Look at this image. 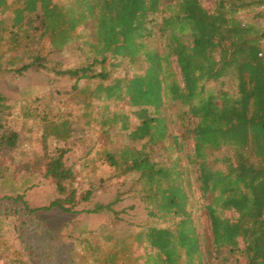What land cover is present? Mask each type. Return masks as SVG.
<instances>
[{"label":"trees","instance_id":"trees-1","mask_svg":"<svg viewBox=\"0 0 264 264\" xmlns=\"http://www.w3.org/2000/svg\"><path fill=\"white\" fill-rule=\"evenodd\" d=\"M212 1L0 0V72L46 70L49 53L78 43L85 60L52 71L74 78L71 92L88 121L102 130L119 124L129 140L100 146L96 160L113 177L137 174L148 214L168 222L123 232L104 226V242L79 238L80 259L68 264H264V29L247 20L255 8L253 18L264 16V0ZM51 99L17 103L22 117L38 120L39 164L58 192L43 208L116 214L115 201L76 208L69 148L46 152L49 136L72 141L71 120L60 108L53 113ZM113 102L127 111L111 110ZM15 104L0 94V145L9 148L19 138L8 115ZM10 167L0 164V187L33 213L20 193L27 180L13 183ZM16 254L11 262L41 264Z\"/></svg>","mask_w":264,"mask_h":264},{"label":"rangeland","instance_id":"rangeland-1","mask_svg":"<svg viewBox=\"0 0 264 264\" xmlns=\"http://www.w3.org/2000/svg\"><path fill=\"white\" fill-rule=\"evenodd\" d=\"M203 2L208 8L213 4L212 0H203ZM258 10L255 8L248 13L247 20L253 22L256 27L264 29V16L257 19L252 17ZM8 16L10 17L9 13L1 15L2 18ZM77 44L68 45L59 52L49 53L46 70L29 69L21 75L14 71L0 72V94L6 97L8 103L16 102L8 115L12 126L19 133L15 147L0 145V164L11 165L12 180L16 185L21 184L24 179L27 180L23 185L26 189L22 188L20 193L24 194V199L31 208H38L33 213L25 211L24 204L14 200L13 192L8 185H1L0 231L5 243L0 246V264H18L10 261L17 256L20 257L17 252H21L22 257L29 254L40 259L41 264H68L67 260L72 256L76 261L80 259L76 245L79 238L88 236L93 241L104 242L102 229L104 226H112L115 231L123 232L134 230L138 225L141 227L146 224H168L165 219L160 220L148 214L149 209L142 201L141 193L134 189L137 188L135 182L137 174L113 177L111 169L100 165L96 160V150L100 146L114 148L128 143L129 140L119 129V124L106 126L104 131L99 123L88 121L89 118L83 116L82 106L75 101V95L71 92L74 78L52 71L51 67L63 70L85 60L77 49ZM122 72L123 69L120 70V73ZM50 94L53 96L51 99L53 113L60 108L61 111L66 112V117L72 122V141L65 143L49 136L46 152H55L63 146L69 148L64 156V162L77 172L73 182L79 200L76 208L89 209L98 202L115 201L113 208L116 214L106 211L97 213L80 211L71 214L55 207L43 208L58 195V192L52 178L43 174V165L39 164L43 159L44 150L40 140L38 120L22 117L17 103L23 104L44 95L48 97ZM125 105L123 102H113L111 110L127 111L128 106ZM96 111L98 116L100 110ZM174 113L175 109H170L169 118ZM133 121L136 122L137 119ZM170 128L173 130V125ZM134 145L139 147L140 144L136 142ZM221 153L223 152H215V155L220 157ZM92 157L95 161L90 162ZM87 161V166L83 167ZM86 190L92 191L89 201L81 200ZM63 225H66L68 230L66 229V232L63 230L61 234L59 229ZM68 233H72L73 236L71 238L64 236ZM135 251L136 254L143 255L144 245L141 244V247ZM53 258L57 260L54 259V263H51L50 259Z\"/></svg>","mask_w":264,"mask_h":264}]
</instances>
